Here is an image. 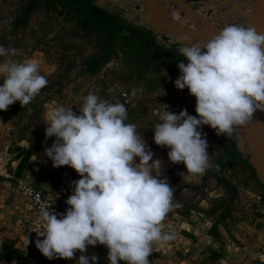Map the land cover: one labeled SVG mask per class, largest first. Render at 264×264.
Instances as JSON below:
<instances>
[{
	"label": "rangeland",
	"instance_id": "374dc122",
	"mask_svg": "<svg viewBox=\"0 0 264 264\" xmlns=\"http://www.w3.org/2000/svg\"><path fill=\"white\" fill-rule=\"evenodd\" d=\"M111 1L115 0H103V4ZM123 1L125 6L121 4ZM116 2L118 7L109 12L139 25L142 21L139 16L147 8L145 0ZM160 2V16L188 29L211 31L208 25L212 22L219 28L227 24L251 26L255 16L254 0ZM128 14L134 18H126ZM145 27L149 28L147 24ZM163 36L171 40H164ZM154 40L155 44L150 45L127 34L111 37L87 26L81 18L51 0H0V45L16 50L12 59L37 60L40 74L47 80L30 103L21 106L16 101L0 111V173L3 176L12 173L21 147L31 152L20 175L14 174V178L0 175V242L8 246L16 241L20 243L19 249L25 250L21 240L25 235L29 241L25 247H30L36 264H75L73 259H47L35 246H29L34 240L22 226L29 214L28 205L16 176L24 182H31L29 179L33 177V183L37 179L34 185L44 189V183L49 182L46 178L51 177L52 182L51 173L58 169L76 174L66 165L53 167L43 155L44 148L51 146L54 139H45V113L57 104L70 107L75 113L81 98L92 91L101 99L124 104L125 122L137 125L153 159L161 160V169L169 174L167 181L174 185L173 210L161 221L162 232L171 239L153 242L149 264H261L257 254H264V186L249 161L248 145L239 136V140L236 138L237 130L234 128L231 136H224L216 135L207 125L199 127L205 134L211 166L203 175L184 179L180 185L176 182L183 177L180 174L185 171L184 165L168 162V149L152 142V124L158 122L159 111L179 113L184 109L196 115L194 97L186 88L176 89L173 85L179 75L176 65L183 59L178 51L183 44L178 32L167 27L154 33ZM257 115L264 136V111L257 110ZM217 169L235 185V194L215 181ZM5 179L11 185L2 181ZM59 189L58 196L71 194L68 176ZM224 204L229 205V213L217 225L220 235L212 237L208 230L217 213L211 215L208 211ZM166 219L174 225L172 232L165 229ZM168 244L171 246L167 247Z\"/></svg>",
	"mask_w": 264,
	"mask_h": 264
},
{
	"label": "clouds",
	"instance_id": "9594fccd",
	"mask_svg": "<svg viewBox=\"0 0 264 264\" xmlns=\"http://www.w3.org/2000/svg\"><path fill=\"white\" fill-rule=\"evenodd\" d=\"M178 51L183 59L173 85L194 97L196 115L184 109L159 111L152 142L168 149V162L184 165L180 175L188 179L211 166L199 126L231 136L235 127L251 121L254 111H264V32L227 24L206 40L181 44ZM15 55V49L0 45V111L16 101L30 103L47 84L37 60L12 59ZM81 101L75 113L59 104L45 113V139H54L43 155L53 167H70L79 179L70 182L63 213L41 206L42 227L36 234L42 239L34 246L47 259H71L78 251L75 264H96L95 254L84 253L99 244L108 264H149L153 242L171 239L161 221L174 206L175 189L162 176L161 160L153 159L137 125L125 122L124 104L92 91ZM21 240L24 247L29 242L25 235ZM257 258L264 264V254Z\"/></svg>",
	"mask_w": 264,
	"mask_h": 264
},
{
	"label": "trees",
	"instance_id": "16d2710c",
	"mask_svg": "<svg viewBox=\"0 0 264 264\" xmlns=\"http://www.w3.org/2000/svg\"><path fill=\"white\" fill-rule=\"evenodd\" d=\"M52 4H57L73 13V15L81 18L83 22L91 27L92 29H96L107 35L120 36L123 34H127L131 37L145 40L148 44H155L154 33L145 28L144 26L133 24L126 22L123 20L122 15H114L109 11L103 10L101 7H98L94 4L93 0H51ZM31 155V152L24 148H20V154L16 155L18 157V162L16 164L14 173L15 175H20L23 167L25 166L28 157ZM221 160V159H220ZM59 173L53 177V182L51 185L52 190H56L58 185L60 184L63 177V170L58 169ZM215 181L222 186L225 191L233 192L235 194L237 192L235 185L231 183L223 174L220 169H217L213 175ZM222 206V211H219ZM218 211V212H217ZM209 214H215L216 219L214 223L208 230V234L212 237H218L220 235L217 225L221 223V220L224 217H227L229 213V205H218L212 207L209 211ZM185 234H188L184 231ZM19 251L16 249H10L6 244H2V248L0 250V256H12L13 258H20L17 256ZM22 256V255H21Z\"/></svg>",
	"mask_w": 264,
	"mask_h": 264
},
{
	"label": "water",
	"instance_id": "95a60500",
	"mask_svg": "<svg viewBox=\"0 0 264 264\" xmlns=\"http://www.w3.org/2000/svg\"><path fill=\"white\" fill-rule=\"evenodd\" d=\"M182 2V0H176ZM94 4L98 7H101L105 11H110L113 8L118 7L116 1H111L108 4H103V0H93ZM146 2V11L145 13L140 14V19L142 20L139 25L144 26L147 24L150 27V30L153 33H158L167 27H171L178 32L179 38L182 43L194 42L197 39L206 40L212 34H214L218 29L217 24H213L210 30H201V29H188L183 24L166 20L159 15L160 10L162 9V4L160 0H145ZM123 6L126 5V2L121 3ZM234 9V7H232ZM254 12L255 16L252 21L253 27L257 31L264 32V0H254ZM126 18L133 19L132 14L126 15ZM164 40L170 41L168 37L163 36ZM259 117L257 115V110L253 112L251 121L246 125H243L241 131L245 134V142L248 145L249 150V161L253 165L256 176L260 183L264 186V136L262 132V127L259 123ZM203 125L199 126L202 127ZM244 142V141H242ZM171 245L168 244L167 247ZM29 264H36L35 259H26Z\"/></svg>",
	"mask_w": 264,
	"mask_h": 264
},
{
	"label": "crops",
	"instance_id": "0c3cea01",
	"mask_svg": "<svg viewBox=\"0 0 264 264\" xmlns=\"http://www.w3.org/2000/svg\"><path fill=\"white\" fill-rule=\"evenodd\" d=\"M15 167H16V165H13L12 166V173L10 172V175H11V177H8V178H14L13 176H14V170H15ZM2 169H4V168H1V170ZM58 169V168H57ZM5 171H6V169H4ZM59 173V171L57 170L55 173H51V176L52 177H54L56 174H58ZM161 173H162V176L163 177H165L166 178V181H167V179L169 178L168 176H169V174L166 172H164V170H162L161 169ZM0 175H2L1 173H0ZM3 176V175H2ZM68 176V179H70V182L71 181H73V180H76V179H79V177L77 176V174H72L71 173V171L69 172V169H63V177H62V180L63 179H65L66 177ZM4 177V176H3ZM5 178V177H4ZM18 178V179H17ZM16 182H18V180H20V181H22V182H24V180L23 179H21L20 177H17L16 176ZM42 179H44V177L42 178ZM47 180H49V182H47V183H44V184H46V186H43V188L44 189H42L43 191H45V192H47L49 195H54V196H56V197H61V198H67V196L68 195H70V194H68V195H62V196H58L57 195V193H59L58 191L60 190L59 189V186H60V184L58 185V187H57V189L56 190H52L51 189V185H52V182H53V179H52V182H50L51 181V177L49 178H46ZM185 178H184V176L180 179V180H177V182H176V184L178 185H180V184H182L183 183V180H184ZM189 179H192V177H190V178H188V179H185V180H189ZM29 180H31V182L30 183H32L33 185L34 184H36L37 183V179H35L34 180V183L32 182L33 181V177H31ZM61 180V181H62ZM5 184H8V185H11L10 183H9V180L8 179H5V180H2ZM61 183V182H60ZM167 183L171 186V187H173L174 188V185L173 184H171V183H169V181H167ZM35 187H36V185H34ZM19 187H20V185H19ZM15 189H16V191L17 192H19V193H21L20 191H18L19 189L18 188H16V187H14ZM20 190H21V187H20ZM22 194V193H21ZM22 196H23V198H24V200L26 201V203H27V205H28V213H29V204H28V202H27V200H26V198L24 197V195L22 194ZM170 210H173V207H171L170 208ZM27 217V216H26ZM166 221H167V225H166V230H170L171 232L173 231V228H174V225L171 223V222H169L168 221V219H166ZM25 230V229H24ZM26 231V230H25ZM26 233L27 234H29L28 233V231H26ZM30 235V234H29ZM32 236V235H31ZM32 238H33V236H32ZM34 240V239H33ZM35 241V240H34ZM10 242H12V240L10 241ZM30 242H32V241H30ZM2 244H5L3 241H1L0 242V250H1V248H2ZM171 245V244H170ZM9 247H10V249H16V250H18L19 251V253L22 255H19L17 252V256L20 258L19 260H17V258H13L12 256H9V254H7V256H0V264H3V263H5V262H7V261H11V262H14V263H16V264H29L27 261H26V259H28V258H32V259H34L32 256H31V253H30V247H24V249L25 250H23V249H19L20 248V243H18V242H16V241H13L12 242V244L10 243V245H8ZM29 246H34V243L32 242V243H30V245ZM92 254H95L96 255V257H97V261H96V264H108V262H107V260H106V249L104 248V246H102V245H99V244H97V245H95V246H87L86 247V251H85V253H84V255H86V256H91ZM79 255H81V253H79L78 251H76V252H74V255H73V257L71 258V259H68V260H76V258L79 256ZM35 261H36V259H35ZM118 264H124V262L123 261H118Z\"/></svg>",
	"mask_w": 264,
	"mask_h": 264
},
{
	"label": "built area",
	"instance_id": "2783aa9c",
	"mask_svg": "<svg viewBox=\"0 0 264 264\" xmlns=\"http://www.w3.org/2000/svg\"><path fill=\"white\" fill-rule=\"evenodd\" d=\"M215 23L216 22L209 23L208 25L209 28H211L212 25ZM147 29H150V27ZM234 132L236 133V138L239 140L238 138L239 133L237 131H234ZM4 177H11V175L5 174ZM17 183L18 185H20L21 192L29 204V214L23 221V225H22L23 229L28 231V233L33 236L34 240L42 239V237H38L36 234V233H39L42 227V225L40 224L38 220V214H39L41 206L42 205L47 206L49 207V210L56 212V213H63V211L67 207V205L64 203L66 198L49 195L47 192L43 191L40 188L35 187L30 182H22L18 180Z\"/></svg>",
	"mask_w": 264,
	"mask_h": 264
},
{
	"label": "bare ground",
	"instance_id": "6f19581e",
	"mask_svg": "<svg viewBox=\"0 0 264 264\" xmlns=\"http://www.w3.org/2000/svg\"><path fill=\"white\" fill-rule=\"evenodd\" d=\"M116 1V0H115ZM183 1H187V0H183ZM249 1V0H248ZM242 2V1H241ZM246 2H247V0H246ZM232 3V2H231ZM253 3V2H252ZM183 4V3H182ZM248 4V3H247ZM244 5V4H243ZM249 5H250V3H249ZM252 7V6H251ZM174 8V7H173ZM173 10V9H172ZM179 10V9H178ZM244 11V10H243ZM182 12V11H181ZM190 12V11H189ZM242 12V11H241ZM247 12V11H246ZM186 13V12H185ZM173 16V15H172ZM261 125V124H260ZM243 128V126H237V127H235V129L238 131V133H239V138L242 140V141H244V143H245V145H246V140H245V136H244V132L243 131H241L240 129H242Z\"/></svg>",
	"mask_w": 264,
	"mask_h": 264
}]
</instances>
